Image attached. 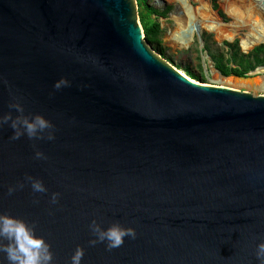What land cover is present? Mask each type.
Returning <instances> with one entry per match:
<instances>
[{
	"label": "water",
	"instance_id": "water-1",
	"mask_svg": "<svg viewBox=\"0 0 264 264\" xmlns=\"http://www.w3.org/2000/svg\"><path fill=\"white\" fill-rule=\"evenodd\" d=\"M13 97L55 139L0 127V212L37 221L58 264L77 246L83 264H258L264 94L179 70L146 39L137 0H0V117ZM26 176L48 193L8 195ZM97 215L135 239L89 246Z\"/></svg>",
	"mask_w": 264,
	"mask_h": 264
},
{
	"label": "clouds",
	"instance_id": "clouds-1",
	"mask_svg": "<svg viewBox=\"0 0 264 264\" xmlns=\"http://www.w3.org/2000/svg\"><path fill=\"white\" fill-rule=\"evenodd\" d=\"M182 29L174 33L173 38L181 45L185 44ZM68 82L61 79L54 84V88L59 90L67 86ZM10 111L0 117V127L7 124L13 132L12 140H19L27 137L29 140L55 139L54 125L43 114H25L23 103L13 97V102L9 104ZM13 112L16 113L13 116ZM35 159H46L45 154L35 151ZM29 184L34 194H46L48 189L44 182L32 176H26L23 183L10 185L8 195H12ZM59 193H52L50 204H58ZM35 204L39 200L33 201ZM92 239L89 246L98 243H105L109 250L121 247L126 238L135 239L136 231L132 227H125L119 221H115L107 226L97 217L93 218L88 225ZM85 249L77 246L72 253L68 264H83ZM254 255L258 264H264V241L259 242L254 250ZM0 264H58L56 253L52 244L45 235L39 231L38 222L16 216L10 212H0Z\"/></svg>",
	"mask_w": 264,
	"mask_h": 264
},
{
	"label": "bare ground",
	"instance_id": "bare-ground-1",
	"mask_svg": "<svg viewBox=\"0 0 264 264\" xmlns=\"http://www.w3.org/2000/svg\"><path fill=\"white\" fill-rule=\"evenodd\" d=\"M177 3L178 12L175 16L178 29H182L185 44L181 45L174 38L175 45L187 46L193 36L195 25L201 31L203 28L215 34L220 41L233 40L245 31L240 38V44L244 51H249L255 45L264 42V3L262 0H222L221 7L231 19L230 24L222 22L217 14L206 3L194 8L189 0H170ZM201 2V0H196ZM174 16V15H173ZM177 31H175L176 33ZM264 69L260 70L263 72ZM224 83L253 89H264V82L258 83L256 79H229L220 77Z\"/></svg>",
	"mask_w": 264,
	"mask_h": 264
},
{
	"label": "rangeland",
	"instance_id": "rangeland-1",
	"mask_svg": "<svg viewBox=\"0 0 264 264\" xmlns=\"http://www.w3.org/2000/svg\"><path fill=\"white\" fill-rule=\"evenodd\" d=\"M189 1L191 2L194 8L200 7L201 3H206L208 6L211 7L212 11L215 14H218L219 11L222 12L224 17H222L221 19L225 21L224 23L226 24L231 23V19L227 16L226 12L221 7L222 0H218V6H219L218 10H215L213 8L211 0H201V2L196 0H189ZM149 3L151 6L160 10H164L165 8L170 7V11L166 15V17L157 18L158 22L161 25V28L163 29V33L161 35L160 43L154 44L153 46L156 47L160 52H163L164 57L170 62L173 61L172 64L175 67L180 68L182 72L185 73V68H189L194 74L204 76L205 83L231 86L224 83L223 80L220 78L222 76L215 69V67H213L214 63L211 59V56L209 52L205 50L206 45L210 46L211 51L222 49V44L224 41H226V39L219 41L214 33L209 32L207 29L204 28L201 30V38H199V36L197 35V30L199 29H198V25L196 24L195 29L193 31V36L191 38V41L188 43V45L187 46L175 45L171 37L178 29L177 21L175 20V16L178 12L177 3H174L170 0H149ZM152 18L155 19L156 17L153 16ZM244 33L245 31L233 39L234 40L233 42L235 41L239 42V47L242 53H244V51L240 46V38L244 37ZM259 45L262 44L260 43L258 45H255L247 52L249 53ZM224 78H229L234 80L239 79L238 77L235 76H229ZM250 79H256V80L258 79L257 80L258 83H263L264 71L254 74L253 76L250 77ZM231 87H235L241 90H247L255 95L264 94V89H253V88L237 87V86H231Z\"/></svg>",
	"mask_w": 264,
	"mask_h": 264
},
{
	"label": "trees",
	"instance_id": "trees-1",
	"mask_svg": "<svg viewBox=\"0 0 264 264\" xmlns=\"http://www.w3.org/2000/svg\"><path fill=\"white\" fill-rule=\"evenodd\" d=\"M137 1L139 6L140 20L146 39L151 43L152 46L154 44H159L163 29L161 28L157 18L166 17L170 11V7L160 10L151 6L149 0ZM211 1L213 8L218 10V0ZM219 13L221 17H224L221 11H219ZM153 16L156 18H152ZM153 48L164 57L163 52H160L154 46ZM205 50L209 52L215 68L219 70L225 77H243L258 67H264V44L255 47L247 54L241 52L238 41H224L222 44V49H218L216 51H211L210 46L206 45ZM171 63H173V61H171ZM178 69L180 70V68ZM185 73L190 78L205 83L204 76L194 74L189 68H185Z\"/></svg>",
	"mask_w": 264,
	"mask_h": 264
}]
</instances>
